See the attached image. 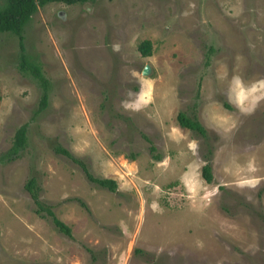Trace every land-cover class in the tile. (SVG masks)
I'll list each match as a JSON object with an SVG mask.
<instances>
[{
	"label": "rangeland",
	"instance_id": "obj_1",
	"mask_svg": "<svg viewBox=\"0 0 264 264\" xmlns=\"http://www.w3.org/2000/svg\"><path fill=\"white\" fill-rule=\"evenodd\" d=\"M22 35L47 101L0 33V264H264V0L48 2Z\"/></svg>",
	"mask_w": 264,
	"mask_h": 264
},
{
	"label": "trees",
	"instance_id": "obj_2",
	"mask_svg": "<svg viewBox=\"0 0 264 264\" xmlns=\"http://www.w3.org/2000/svg\"><path fill=\"white\" fill-rule=\"evenodd\" d=\"M87 0H6L4 6L0 7V33L2 32H11L18 36L19 38V48L21 54V67L29 68L32 74L39 79L43 86V93L40 98L39 108H43L46 105L47 94H46V80L41 74L39 68L34 65H30L24 54V46H23V28L25 24L30 20L31 16L35 13L38 6H43L48 2H63L66 4H73L76 2H85ZM138 49L143 56L151 55V42L148 39H145L140 42ZM1 99V93H0ZM176 119L178 124L181 127L187 128L194 132L196 135H200L202 137L207 136V132L203 124L194 116H189L184 111H179L176 115ZM26 142V127L22 125L19 127L15 133L14 142L12 146L9 148L7 155L13 156L18 153L21 149L24 148ZM57 151L62 152L67 156H71V154L61 147L57 148ZM83 169L87 179L101 187L107 188L111 191L116 190V182L114 179L103 178V177H95L88 170L87 166L80 160H76ZM202 177L207 182L212 181V172H211V162L210 158H206V163L202 166L201 171ZM25 188L30 193L36 208L35 212L39 214V216L44 218H49L54 226L62 233L66 235H71V230L68 225H66L63 221H61L58 217L55 216L52 206L40 199L39 196V186L37 185L35 178H30L25 184Z\"/></svg>",
	"mask_w": 264,
	"mask_h": 264
},
{
	"label": "water",
	"instance_id": "obj_3",
	"mask_svg": "<svg viewBox=\"0 0 264 264\" xmlns=\"http://www.w3.org/2000/svg\"><path fill=\"white\" fill-rule=\"evenodd\" d=\"M150 72V66L149 65H145L142 69V74L143 75H147Z\"/></svg>",
	"mask_w": 264,
	"mask_h": 264
}]
</instances>
